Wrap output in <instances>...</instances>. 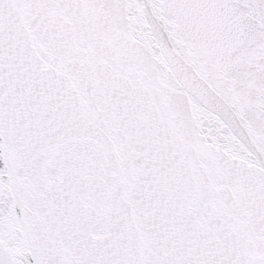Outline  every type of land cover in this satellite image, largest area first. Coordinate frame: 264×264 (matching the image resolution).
<instances>
[{"label": "snow or ice", "instance_id": "snow-or-ice-1", "mask_svg": "<svg viewBox=\"0 0 264 264\" xmlns=\"http://www.w3.org/2000/svg\"><path fill=\"white\" fill-rule=\"evenodd\" d=\"M0 264H264V0H0Z\"/></svg>", "mask_w": 264, "mask_h": 264}]
</instances>
